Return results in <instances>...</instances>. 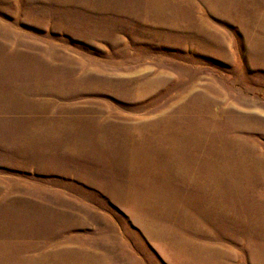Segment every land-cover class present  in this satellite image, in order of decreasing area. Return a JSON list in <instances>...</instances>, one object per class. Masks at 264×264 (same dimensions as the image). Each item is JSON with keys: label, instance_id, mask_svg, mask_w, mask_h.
Wrapping results in <instances>:
<instances>
[{"label": "rangeland", "instance_id": "374dc122", "mask_svg": "<svg viewBox=\"0 0 264 264\" xmlns=\"http://www.w3.org/2000/svg\"><path fill=\"white\" fill-rule=\"evenodd\" d=\"M0 264H264V0H0Z\"/></svg>", "mask_w": 264, "mask_h": 264}]
</instances>
